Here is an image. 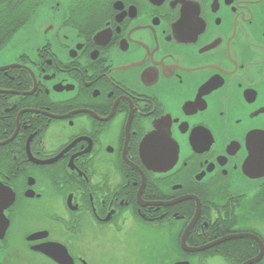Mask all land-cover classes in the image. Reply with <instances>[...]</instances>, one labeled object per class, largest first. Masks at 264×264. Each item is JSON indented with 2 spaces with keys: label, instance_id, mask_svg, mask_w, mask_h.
Segmentation results:
<instances>
[{
  "label": "flooded vegetation",
  "instance_id": "obj_1",
  "mask_svg": "<svg viewBox=\"0 0 264 264\" xmlns=\"http://www.w3.org/2000/svg\"><path fill=\"white\" fill-rule=\"evenodd\" d=\"M88 1L0 48V264H264V0Z\"/></svg>",
  "mask_w": 264,
  "mask_h": 264
},
{
  "label": "trees",
  "instance_id": "obj_2",
  "mask_svg": "<svg viewBox=\"0 0 264 264\" xmlns=\"http://www.w3.org/2000/svg\"><path fill=\"white\" fill-rule=\"evenodd\" d=\"M42 2L43 0H0V48L7 46L19 29L30 22V16ZM84 5L89 6V1Z\"/></svg>",
  "mask_w": 264,
  "mask_h": 264
},
{
  "label": "water",
  "instance_id": "obj_3",
  "mask_svg": "<svg viewBox=\"0 0 264 264\" xmlns=\"http://www.w3.org/2000/svg\"><path fill=\"white\" fill-rule=\"evenodd\" d=\"M51 1H48V4L50 3ZM47 4V3H46ZM45 4V5H46ZM44 5V6H45ZM51 5H54V3H51ZM48 7V5L46 6V8ZM40 8V9H39ZM38 9V11L39 12H42V13H45L46 12V10H44L43 8H42V5H41V7H39ZM42 8V9H41ZM36 15H37V11H36ZM36 15H34V18H33V21H32V23L34 22V20H35V17H36ZM44 20L42 19V18H38L37 20H36V22H37V26H38V24L40 23V22H43ZM1 69V68H0ZM171 136V135H170ZM150 138V137H149ZM148 138V139H149ZM160 139H161V141L165 144L163 147H162V149L161 148H159V151H161V152H158V155L156 156V158L155 157H152V156H146V160L148 161V162H151V159L149 158V157H151L152 158V160H153V162H154V167L155 168H157V170L158 171H166V170H168L169 168H170V162L172 161V160H175V158H176V152H177V150L175 151L174 150V148L172 147V141H171V138H170V146H168L167 145V134L165 133V132H161L160 133V137H159ZM146 140L147 141V143L145 144L144 143V145H143V155H144V150H145V147L147 146V144L149 143V140ZM172 147V148H171ZM185 244H186V237H185V235L182 237V246H184L185 247ZM201 250H204V248H200V249H194V251H201ZM176 264H187V263H184V262H177Z\"/></svg>",
  "mask_w": 264,
  "mask_h": 264
},
{
  "label": "rangeland",
  "instance_id": "obj_4",
  "mask_svg": "<svg viewBox=\"0 0 264 264\" xmlns=\"http://www.w3.org/2000/svg\"><path fill=\"white\" fill-rule=\"evenodd\" d=\"M44 10H46V6L43 7ZM20 36L17 35L15 37V39L9 44V45H15L17 44V41H19ZM5 50L8 51V48H6ZM6 52V51H4ZM166 233V231H164ZM160 233H163V231H161ZM163 233V234H165ZM172 236L170 234V241H172ZM158 242V246H159V254L158 257L156 256V254H148L147 256L149 258H158V264H174V261L179 257L178 254H176V252H174V249H168V245H165L163 243H161L162 238H159Z\"/></svg>",
  "mask_w": 264,
  "mask_h": 264
}]
</instances>
